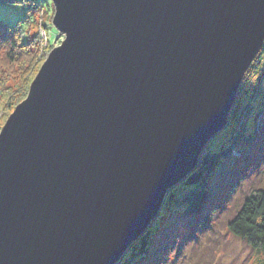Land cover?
<instances>
[{
	"label": "water",
	"instance_id": "1",
	"mask_svg": "<svg viewBox=\"0 0 264 264\" xmlns=\"http://www.w3.org/2000/svg\"><path fill=\"white\" fill-rule=\"evenodd\" d=\"M64 37L0 133V264H118L229 124L264 0H51Z\"/></svg>",
	"mask_w": 264,
	"mask_h": 264
},
{
	"label": "trees",
	"instance_id": "2",
	"mask_svg": "<svg viewBox=\"0 0 264 264\" xmlns=\"http://www.w3.org/2000/svg\"><path fill=\"white\" fill-rule=\"evenodd\" d=\"M27 8L29 12H34V8L39 9L31 3ZM29 16L32 20H22L15 26L0 22V119L26 100L40 70L37 61L40 52L38 40L42 33L31 35L29 30L35 23L37 26L39 20L33 14ZM15 76L23 82L17 92L10 87ZM215 142L216 147L213 146ZM257 148H260L264 161V46L244 78L226 129L208 144L198 168L168 192L160 219L158 217L152 223L118 264H138L140 260L144 261L143 264H152V258L154 264H174L177 260L169 258L173 249L170 244L176 241L177 226L181 219H186L181 217L191 218L192 231L195 233L208 228L211 218L216 215V206L222 205L220 198L216 200L217 195L220 197L224 193L231 176H238L235 165L240 158L253 157ZM257 164L249 163V168L254 170ZM166 216H170V222L162 225V229L167 227V233L160 230L159 226ZM226 227L229 233L257 252L253 264H264L263 189L252 191L245 198L241 209ZM192 238L197 239L196 236ZM187 241L188 238L185 243ZM180 253L181 250L178 256Z\"/></svg>",
	"mask_w": 264,
	"mask_h": 264
},
{
	"label": "rangeland",
	"instance_id": "3",
	"mask_svg": "<svg viewBox=\"0 0 264 264\" xmlns=\"http://www.w3.org/2000/svg\"><path fill=\"white\" fill-rule=\"evenodd\" d=\"M34 2V3H32ZM31 3L34 7L39 8L29 12L28 6ZM30 13V14H29ZM35 15L39 20L29 30L31 35L40 34L39 44L40 52H38V62L40 69L46 62L51 52L59 47L64 37L56 30L53 25L55 8L51 0H0V22L8 26H15L22 20H32L29 15ZM30 18V19H29ZM27 28V27H26ZM51 43V46H50ZM39 50V49H38ZM18 75V74H17ZM22 79L15 76L10 87L17 92L19 86L22 85ZM242 86V85H241ZM19 91V90H18ZM19 106V105H18ZM17 108V107H16ZM15 108V109H16ZM12 111V110H11ZM13 110L9 115H3L0 119V128H3ZM5 119V120H4ZM3 121V122H2ZM4 123V124H3ZM1 133V132H0ZM216 147V142L213 144ZM260 148L254 151L253 157L247 156L239 159L235 165L238 176H231L228 179L227 188L224 193L217 195L216 200L221 199L222 205H217L214 210V218L210 220L208 228L193 232V225L190 223L189 216H182L180 225L177 226L176 241H172L170 248L173 247L169 258L174 264H253L257 258V252L250 248L243 240L236 238L228 232L226 224L233 219L241 209L243 201L250 195L252 191L264 190V161L261 159L262 152ZM257 162L254 170L249 168V163ZM247 172V173H246ZM217 181V180H216ZM232 187V188H231ZM231 188L230 190H228ZM170 216H166L161 220L159 226L163 232H168L167 227L162 229V225L170 222ZM160 217L158 218V220ZM168 225V224H167ZM158 235V232H157ZM197 237L194 239L192 237ZM191 237V238H190ZM188 241L185 243L186 239ZM152 247V246H151ZM150 249V247H149ZM182 251L178 256V252ZM186 255V256H184ZM178 258H177V257ZM170 260V261H171ZM152 264L154 259L152 258ZM140 260L138 264H143ZM172 264V263H170Z\"/></svg>",
	"mask_w": 264,
	"mask_h": 264
}]
</instances>
